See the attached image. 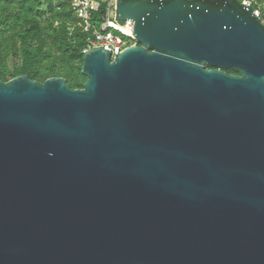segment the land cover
Instances as JSON below:
<instances>
[{"label":"water","instance_id":"obj_1","mask_svg":"<svg viewBox=\"0 0 264 264\" xmlns=\"http://www.w3.org/2000/svg\"><path fill=\"white\" fill-rule=\"evenodd\" d=\"M117 19L136 45L89 50L83 89L0 81V264H264V22L241 0Z\"/></svg>","mask_w":264,"mask_h":264},{"label":"trees","instance_id":"obj_2","mask_svg":"<svg viewBox=\"0 0 264 264\" xmlns=\"http://www.w3.org/2000/svg\"><path fill=\"white\" fill-rule=\"evenodd\" d=\"M258 1L264 5V0ZM251 7L259 10L256 3ZM103 13L104 5L92 15L96 28ZM90 36L79 26L72 0H0V81L26 75L44 83L63 77L71 89H83L84 51ZM228 73L240 75L237 69Z\"/></svg>","mask_w":264,"mask_h":264},{"label":"built area","instance_id":"obj_3","mask_svg":"<svg viewBox=\"0 0 264 264\" xmlns=\"http://www.w3.org/2000/svg\"><path fill=\"white\" fill-rule=\"evenodd\" d=\"M249 6L256 3V0H241ZM104 5V13L101 17L100 27L96 28L91 24L92 15ZM119 0H72V9L79 20V26L90 32L88 47L84 51L101 47L110 50L112 61L129 47L136 45L133 21H119L117 19ZM260 18L264 14L261 9L254 11ZM262 20V19H261ZM264 22V21H263Z\"/></svg>","mask_w":264,"mask_h":264},{"label":"rangeland","instance_id":"obj_4","mask_svg":"<svg viewBox=\"0 0 264 264\" xmlns=\"http://www.w3.org/2000/svg\"><path fill=\"white\" fill-rule=\"evenodd\" d=\"M101 1L104 2L106 0H101ZM256 4H257V6H258L259 9H264V5H263V3L261 1L256 0ZM14 65H15V63L14 62H11L12 68H13Z\"/></svg>","mask_w":264,"mask_h":264}]
</instances>
